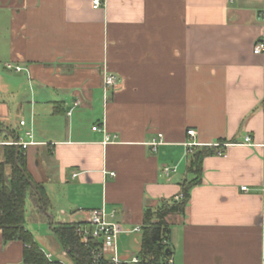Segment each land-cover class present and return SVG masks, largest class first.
<instances>
[{"label": "crops", "instance_id": "obj_1", "mask_svg": "<svg viewBox=\"0 0 264 264\" xmlns=\"http://www.w3.org/2000/svg\"><path fill=\"white\" fill-rule=\"evenodd\" d=\"M92 1L0 0V139L32 133L27 169L51 222L116 210L119 255L137 256L122 243L195 179L185 143L197 142L214 154L185 213L167 218L174 264H264V0ZM106 74L118 78L107 100ZM24 250L0 231V264H27Z\"/></svg>", "mask_w": 264, "mask_h": 264}, {"label": "trees", "instance_id": "obj_2", "mask_svg": "<svg viewBox=\"0 0 264 264\" xmlns=\"http://www.w3.org/2000/svg\"><path fill=\"white\" fill-rule=\"evenodd\" d=\"M0 127L1 132L4 127ZM213 154V150L201 149L196 150L191 156L188 172L193 174L195 179L183 183V197L180 201L163 202L154 209L145 210L138 254L142 260L141 264H163L164 259L171 255L170 247L162 245L164 240L168 242L170 240L171 229L167 218L185 213L191 190L202 182L203 161ZM30 181L35 184L37 190L30 185ZM29 204L30 212L27 209ZM49 206L43 186L36 183L28 172L26 152L20 150L18 154L16 147L0 145V231L3 242L7 244L19 241L29 246L25 248L23 255V260L27 264H57L47 257L33 233L27 228L29 221L46 220L73 262L88 264L89 250L76 232L79 224L52 223L48 216Z\"/></svg>", "mask_w": 264, "mask_h": 264}, {"label": "built area", "instance_id": "obj_3", "mask_svg": "<svg viewBox=\"0 0 264 264\" xmlns=\"http://www.w3.org/2000/svg\"><path fill=\"white\" fill-rule=\"evenodd\" d=\"M106 0H93V9L98 10L102 8ZM254 53L256 55H264V40L257 43L254 48ZM6 69L10 71L22 72L24 71L21 67H14L13 65H6ZM118 84V78L114 74H106L104 79V97L105 100L108 99L110 90L115 88ZM21 127L26 126L25 121L20 122ZM100 130L99 126L93 127V131L97 132ZM188 135L190 137H195V131H189ZM106 143L111 142L112 139L109 135H106ZM164 143L162 135H159L154 139L149 146L151 150L156 153L158 147ZM245 144L252 145V139L247 137L245 139ZM0 145H10L17 148V151L26 152L30 146L34 145L33 135L30 131L26 132L25 137L21 135L13 136V139L8 141L0 139ZM202 146L197 142H187L185 143L186 155L192 156L198 147ZM216 147L220 148L221 146L217 144ZM225 147V146H224ZM219 155H222V151L218 152ZM162 172L165 176H169L171 173H175L176 169L165 166L162 169ZM110 176L114 177L115 173H109ZM243 191H248L247 187L242 188ZM183 195L181 194L175 200L180 201ZM117 216L116 210L108 211L105 207L94 209L89 212V217L87 221L79 223L77 227V234L82 239L84 244L87 246L90 254V262L88 264H141L142 260L140 257L135 256L131 259H123L119 255L118 249V240L120 235L123 233L121 228L115 222ZM264 230V229H263ZM133 232L140 233L142 232V227L134 229ZM163 246L169 248L168 241L164 240L162 243ZM29 246L25 245V248ZM170 249V248H169ZM51 260V256L47 255ZM163 264H174L173 258L171 255L164 259Z\"/></svg>", "mask_w": 264, "mask_h": 264}, {"label": "rangeland", "instance_id": "obj_4", "mask_svg": "<svg viewBox=\"0 0 264 264\" xmlns=\"http://www.w3.org/2000/svg\"><path fill=\"white\" fill-rule=\"evenodd\" d=\"M27 209L30 212L31 209H30L29 205H28ZM27 226L32 231H34V234L36 235L37 239H40V240H43V241H47L48 244L52 248L58 249V253L57 254H59V255L62 254L63 251H61L62 250V246L60 244V241L56 237V235L52 232L49 222H47L46 220L39 221V222L29 221V222H27ZM141 237H142V234H138V235H136L134 237V241L132 240L131 242H128V241L123 242L122 245H121V250L125 249L126 247H128V249L129 248H132V249L135 248V251L136 252L138 251V254H139V248H140V245H141ZM131 239H133V238H131ZM64 262H65V264H75L73 262L72 258H70V257L65 258Z\"/></svg>", "mask_w": 264, "mask_h": 264}, {"label": "water", "instance_id": "obj_5", "mask_svg": "<svg viewBox=\"0 0 264 264\" xmlns=\"http://www.w3.org/2000/svg\"><path fill=\"white\" fill-rule=\"evenodd\" d=\"M17 153L19 154V151H17ZM25 176H27L25 173H24ZM30 185L35 189L37 190L35 184L33 182L30 181ZM38 195L41 197V194L39 193V191H37ZM43 209L45 210V207L43 206ZM49 215V214H48Z\"/></svg>", "mask_w": 264, "mask_h": 264}]
</instances>
